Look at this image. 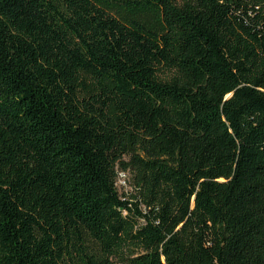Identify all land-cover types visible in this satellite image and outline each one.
<instances>
[{
  "label": "trees",
  "instance_id": "16d2710c",
  "mask_svg": "<svg viewBox=\"0 0 264 264\" xmlns=\"http://www.w3.org/2000/svg\"><path fill=\"white\" fill-rule=\"evenodd\" d=\"M0 264H264V0H0Z\"/></svg>",
  "mask_w": 264,
  "mask_h": 264
},
{
  "label": "rangeland",
  "instance_id": "374dc122",
  "mask_svg": "<svg viewBox=\"0 0 264 264\" xmlns=\"http://www.w3.org/2000/svg\"><path fill=\"white\" fill-rule=\"evenodd\" d=\"M129 181H130V174L128 171L125 173V175L121 174L117 180L118 183L117 187L119 189V192L120 193L125 192L127 193V196H129V194L132 192Z\"/></svg>",
  "mask_w": 264,
  "mask_h": 264
}]
</instances>
